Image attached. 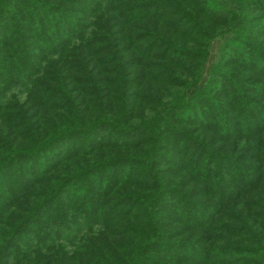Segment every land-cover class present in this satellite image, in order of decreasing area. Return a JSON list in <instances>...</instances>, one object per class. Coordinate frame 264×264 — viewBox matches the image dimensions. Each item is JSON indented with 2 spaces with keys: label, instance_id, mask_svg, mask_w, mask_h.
Returning a JSON list of instances; mask_svg holds the SVG:
<instances>
[{
  "label": "trees",
  "instance_id": "obj_1",
  "mask_svg": "<svg viewBox=\"0 0 264 264\" xmlns=\"http://www.w3.org/2000/svg\"><path fill=\"white\" fill-rule=\"evenodd\" d=\"M226 7L224 0H0V264H264L263 215L250 227L242 217H218L244 195L255 198L243 199V208L264 203V99L245 97L231 78L220 91L223 106L211 95L221 63L264 77L261 41L238 48L237 25L215 29L225 14L236 15ZM112 16L124 28L164 21L167 31L143 24L102 31ZM252 35L260 40L264 31ZM121 42L137 55L119 61ZM155 56L193 77L164 82L176 89L157 109L146 107L160 102L154 97L126 100L143 71L101 67L117 75L113 81L87 66L117 61L123 71ZM212 130L241 141L247 162L235 151L216 154ZM243 134L255 138L244 144ZM180 173L188 179L175 181Z\"/></svg>",
  "mask_w": 264,
  "mask_h": 264
},
{
  "label": "rangeland",
  "instance_id": "obj_2",
  "mask_svg": "<svg viewBox=\"0 0 264 264\" xmlns=\"http://www.w3.org/2000/svg\"><path fill=\"white\" fill-rule=\"evenodd\" d=\"M47 1H53V0H47ZM56 1H60V0H56ZM90 4H92L93 2L97 1V0H88ZM226 2V8L227 9H234L235 12V16L229 18V13L225 14L226 19H224V21L222 22V24L217 25L215 29H221V32L226 30H230L232 29L234 25H237L239 27V34L238 37L234 40L236 43L235 46H237L238 48L241 46L242 42H257V41H261L262 46L257 45L258 47H261L264 49V38L258 40V38H253L252 34H256L259 33L261 31H264V3L261 2V4H259V2H256V4H254L255 0H224ZM259 1V0H258ZM93 7V6H92ZM92 7L90 9H92ZM94 9H98V7H94L92 10ZM86 15V14H85ZM146 22V23H145ZM145 23V24H144ZM164 21H157V20H137L134 22V24H132L131 26H120L119 23H117L114 20V17L112 16L111 18L107 19V21H105V24L103 26V30L107 33H110L111 31H113V33H119V31H132L135 30V28L137 26H145L148 28V30L150 31H154V32H162V31H167L166 26H164ZM212 29H214L212 26V24H208ZM216 30V31H217ZM258 37V36H257ZM260 37V36H259ZM241 42V43H240ZM198 45V43L195 44V46ZM255 45V44H254ZM120 47L118 48V54H117V58H119V61H123V58H129L131 56H136L137 52L134 51L133 49H131V43H120L119 45ZM197 47V46H196ZM152 51V50H151ZM154 51H157V49H155ZM107 59L110 58L109 55L105 56ZM112 57V56H111ZM245 57V55L243 56ZM116 58V59H117ZM93 59V58H92ZM88 60V61H92ZM109 61H111L109 59ZM161 61V62H160ZM157 56H155V58H152V60L147 61L148 63V68L145 66H141L138 63L142 62V61H138L137 63H127L126 66H124V70L122 71L121 65H117L116 62H110L109 64L106 65H101L100 63L96 62H89L87 66H98L99 72L103 71L101 73V75L103 77H112L111 75H113V81L116 80L115 75L116 74H109L106 72V70H101V67H106V68H117L119 70V72H123L127 69V71H129L132 74H136L138 72L143 71V73L145 75H143L141 81H143L142 86L144 87H137V86H133L134 84L131 83L130 85V95L131 97H127L126 100H130V101H135L136 102H140L141 99L140 97L142 95H146L150 98V97H154L156 101H160V102H153L152 103L146 102V107L149 105V107L154 106L155 109H157V105L161 104V103H167L166 101L169 100V98L171 97L170 95H173V90L176 89V87H172V86H168L166 85L167 83H169L168 79L171 78V76L173 77H177V79H182V80H193L192 75H190V71H188L187 69L181 70L180 67H177L174 64H170L169 62H165L160 60ZM194 60H189V63H192ZM161 63L165 70L161 71V67H157L156 65ZM195 66V65H194ZM237 67L235 66V64H229L227 62V64H220V66L216 67L213 71H212V79L211 82L214 85L213 89H212V93L211 95L213 96V99H215L217 102L221 103L222 106L224 105L225 101V94L221 93L220 91H224V89H226L224 87V84L226 83L227 79L231 78L234 80V88H238L240 87L244 92V96L245 97H250L251 100L258 97H261L264 99V93H258L257 91H255L256 87L259 86V82L260 80H263L264 77L258 75L256 72H253L252 74H250L251 76H245L241 73H239V70L236 69ZM167 69V70H166ZM162 72L161 75V80L160 82H155L156 79V73L157 72ZM192 71V70H191ZM89 72V71H87ZM95 73V72H94ZM117 76V75H116ZM230 76V77H228ZM189 77V78H188ZM177 81V80H176ZM264 81V80H263ZM166 84H165V83ZM120 84L116 83L112 85V91H115V93L113 94V97L115 98H119L121 95H119V92H117L115 89L116 87H118ZM111 87V86H110ZM224 87V88H223ZM228 88V86H227ZM229 92V90H228ZM134 93V94H133ZM134 95V96H132ZM150 95V96H149ZM170 96V97H168ZM89 99V97H88ZM146 101V99H145ZM264 103V102H263ZM203 104V103H202ZM264 105V104H263ZM264 110V108H263ZM140 113V110L138 111V115ZM145 113L146 115H149V112L147 110H142V114ZM202 115V114H200ZM190 116V115H189ZM187 119V118H186ZM262 127V126H261ZM209 134H206L208 137L212 138V147H214V152L216 154L222 153V154H227L229 153V151H235L237 154L240 155V158L243 159L244 161L247 160V155L246 152L244 153V156L242 155V146L243 143L239 140H235L233 138L227 140L226 135L220 131V130H212V132H208ZM246 135L243 137L244 144L247 142L252 141V139H254L255 137H251L249 138L247 136V134H243ZM262 135H264V131L262 132ZM247 147L249 156L251 157H256V150L255 148H253V146H251V144H248L245 146V148ZM248 156V157H249ZM264 160V159H263ZM223 161H225V158L223 159ZM247 162V161H246ZM251 163V162H248ZM173 177H175V181H178L180 178H184V179H188L187 175H184L183 173L180 174H175ZM187 184V182H186ZM188 185V184H187ZM231 187L229 186L228 190L230 192ZM257 193V192H255ZM260 197V202L261 200H264V192H261L260 195L258 196ZM246 198H255L254 193L250 194V195H244L241 198H239L236 201H231V202H226L223 206V213L219 216L220 221H227V222H239L238 218H241L240 221L244 220V223H246V225H248L250 227V225L253 226V224L256 223V221H258L259 219H261L262 217H264V203L260 206L252 203V205H250L247 208H243L241 205V201L243 199ZM260 215H263L261 218ZM215 217V216H214ZM238 219V220H237ZM260 223L264 226V218H262L260 220ZM221 225V224H219ZM218 233H220V230L217 231ZM222 232V231H221ZM225 233V232H223ZM244 236V234H242ZM241 241V240H240Z\"/></svg>",
  "mask_w": 264,
  "mask_h": 264
}]
</instances>
